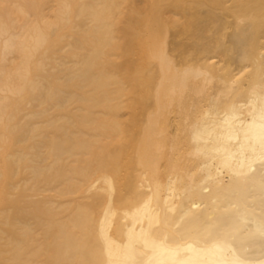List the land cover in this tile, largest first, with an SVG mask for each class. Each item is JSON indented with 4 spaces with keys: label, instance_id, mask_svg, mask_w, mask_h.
<instances>
[{
    "label": "bare ground",
    "instance_id": "obj_1",
    "mask_svg": "<svg viewBox=\"0 0 264 264\" xmlns=\"http://www.w3.org/2000/svg\"><path fill=\"white\" fill-rule=\"evenodd\" d=\"M146 1L0 0V264H264V0Z\"/></svg>",
    "mask_w": 264,
    "mask_h": 264
},
{
    "label": "rangeland",
    "instance_id": "obj_2",
    "mask_svg": "<svg viewBox=\"0 0 264 264\" xmlns=\"http://www.w3.org/2000/svg\"><path fill=\"white\" fill-rule=\"evenodd\" d=\"M130 1L132 2L133 0H130ZM136 1H138L137 3H139V4H141V5L147 3L146 0H136ZM192 1H193V3H191ZM192 1H191V0H188V2H190L191 5H190V10H188V9H189V8H188V9H187V12L189 13V11H190V12L193 13V15H197V16H198V18H196V21H197V22L195 21V25H197V26L200 25L199 27L202 26V27H201L202 30H200L201 33L203 32V28H205V29L207 28V30H208V28H210V25H211V22H210V21H211L210 16H208L209 18H207V20H206V17H204V18H205L204 21H203L204 23L202 22L203 25L199 24V23H201V22H199L198 20H200V21L203 20V19H201L202 14L205 15V13H210V12L212 13V11H215V10H216V11H215L216 13L214 12V13L212 14V15H216V14H217V11H220V10H221L220 13H222L221 15H223L224 17H223V16H222V17L219 16V15H220L219 12H218L219 14H217V17L219 16V17H221V18L223 19V18H225V16H228V19H227V20H229V21H232V20H233V17H232V14H231L230 10L227 11V10L225 9V7H224V6H227V5H228V6L232 5V4H233V0H226V1H225V0H219V2L222 3L223 5H222V4L220 5L219 3L216 4L215 8L217 7L218 10L215 9V8L213 7L214 9L212 8V9H211L212 11H211V10L208 11V10H209V9L207 10L208 7H207V8L205 7L206 9L203 8V7L201 8V6H198L197 3H196V4L194 3V2H197V1L199 2V1H201V0H195V1L192 0ZM147 4H148V3H147ZM196 5H197V6H196ZM195 7H196V8H195ZM219 9H220V10H219ZM192 10H193V11H192ZM199 11H200V12L202 11L203 13H199ZM222 11H223V12H222ZM197 12H198V13H197ZM223 13H224V14H223ZM230 14H231V15H230ZM199 17H200V19H199ZM205 21H207V22H205ZM231 23H232V22H231ZM198 24H199V25H198ZM122 25H123V22H122ZM218 25H219V23H217V27H218ZM203 26H204V27H203ZM229 27H230V31H231V30H232V24H230ZM173 29H174V30H173ZM173 29H172L171 33L175 32V29H176V28H173ZM227 29H229V28H227ZM227 29H226V31H228ZM177 31H178L177 33H175V34L173 33V35H174V36H173V37H174V39H173V46H175V51H176L177 53L180 52V54L183 53V52H185V51H187V50H188L189 48H191L192 46H194V45H195V44H194V41H195V40H196V41H199V40L196 39V38H202V36H203V35H200L201 33L199 32V30L196 31V33L198 32V33H197V34H198V37H196L195 35L191 36L192 34H190V33L188 34L187 31H186V32H183V36H181V35H180V34H181V33H180V29H178ZM230 31H228V32H230ZM222 32H223V31H222ZM178 34H179V35H178ZM187 34H188V35H187ZM208 34H209V35H208ZM211 34H212V35H210V31H209V32L206 33L205 36H207V37H209V38H213L214 33H211ZM226 34H227V32H226ZM175 35H176V36H175ZM186 35H187V36H186ZM180 36H181L182 38H180ZM210 36H211V37H210ZM177 37L180 38V39H182V40L180 41V39H179V41H180V42H179L178 39H177ZM191 38H192V39H191ZM188 40H189V41H188ZM190 40H192V42H190ZM193 40H194V41H193ZM186 41H187V42H186ZM184 42H185V43H184ZM192 43H193V44H192ZM188 44L191 45V46H189ZM136 55H137V54H136ZM135 57H136V56H135ZM198 57H199V56H198ZM136 58H137V62H139V61H138L139 55H137ZM234 66H236V65L233 64V66H232L231 68H234ZM145 106H146V103H145V102H144V103H141L140 105L138 104V107H139V109H140L139 112H140L141 110H143V108H144ZM125 110H126V109H123V111H120V112H122V113H120V114L122 115V118H123L124 116H128V115L131 113V112H128V111H130L131 109H130V110H129V109L127 110L128 114H125ZM127 112H126V113H127ZM123 114H124V116H123ZM130 116H131V115H130ZM128 117H129V116H128ZM128 117H126L127 120H128V119H131V117H130V118H128ZM126 118H124L123 120L125 121ZM127 120L125 121V123H128L129 120H128V121H127ZM130 121H131V120H130ZM130 121H129V122H130ZM131 122H132V121H131ZM134 122H135V121H134ZM137 122H138V123H137ZM137 122H136V123H137V125H138L140 122H139V120H137ZM130 124H132V123H130ZM132 125H133V124H132ZM135 125H136V124L134 123V127H135Z\"/></svg>",
    "mask_w": 264,
    "mask_h": 264
}]
</instances>
